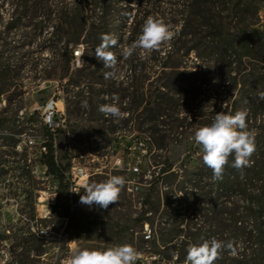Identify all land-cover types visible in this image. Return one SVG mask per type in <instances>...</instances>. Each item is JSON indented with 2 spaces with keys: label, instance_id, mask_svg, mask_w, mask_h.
Returning <instances> with one entry per match:
<instances>
[{
  "label": "trees",
  "instance_id": "16d2710c",
  "mask_svg": "<svg viewBox=\"0 0 264 264\" xmlns=\"http://www.w3.org/2000/svg\"><path fill=\"white\" fill-rule=\"evenodd\" d=\"M131 1L0 0V105L6 100L0 134L21 119V100L15 97L22 96L25 73L35 81L57 78L67 113L86 115L103 125L88 132L89 137L119 146L128 138L126 132L137 133L125 146L126 153L133 142L147 154L167 151L174 141L210 124L220 111L246 110L247 125L257 121L264 111L259 98L264 92V34L257 27L260 0H139L136 15ZM6 6L11 12L5 19ZM148 16L172 25L174 39L150 54L138 49L128 59L120 55L119 47L111 48L117 54V78L105 80L103 72L109 69H103L94 55L101 35H115L120 45H130ZM78 47L82 50L77 56ZM84 100L87 108L82 107ZM113 102L127 118L116 122L98 110ZM52 121L57 124L58 116ZM55 131L46 125L42 161L47 174L67 190L66 168L56 156ZM255 141L250 166L236 169L230 157L220 179H213L201 152L195 165L185 159L178 170L169 159L151 163L153 177L143 180L149 193L141 212L120 226L124 235L139 229L137 238L131 234L132 241L147 258L145 264H188V247L211 238L226 246L215 264H264V146ZM17 144L14 139L11 148ZM124 174L125 170L114 171L111 176ZM64 212L63 218L83 230L101 226L99 217L79 220L69 207ZM53 213L58 214V204ZM21 262L35 264L30 248Z\"/></svg>",
  "mask_w": 264,
  "mask_h": 264
},
{
  "label": "rangeland",
  "instance_id": "374dc122",
  "mask_svg": "<svg viewBox=\"0 0 264 264\" xmlns=\"http://www.w3.org/2000/svg\"><path fill=\"white\" fill-rule=\"evenodd\" d=\"M131 2L133 15H136L140 9L139 0ZM259 4L258 1V7ZM5 10L6 19L11 10L8 6ZM81 50V47L76 48L75 55L78 56ZM31 51L34 52L35 48ZM44 64L45 61L42 66ZM22 81L24 89L23 93H19L22 96L15 97L16 101L21 100L18 111L21 119L0 134V264H24L21 262L22 254L27 248L31 249L35 264H70L75 248L104 249L119 244L135 246L131 234L137 238L139 229L135 227L133 233L124 235L120 226L125 220H135L141 212V202L149 193L146 181L150 182L153 177L151 163L169 159L177 170L185 159L190 166L195 165L201 150L193 142L194 135L174 141L167 151L152 154L139 150V143L133 142L132 151L126 153L125 146L138 136L137 133L126 132L128 138L120 140L119 146L89 137L86 135L88 132L98 131L103 125L100 121L92 122L86 115L67 113L66 95L57 78L35 81L30 73H25ZM152 82H155L154 78ZM51 104L53 109L49 108ZM4 107L6 100L0 105V115ZM49 111H54L59 119L57 124H52L56 129V156L67 174L74 165H80L92 175V183L106 180L114 171L125 170V187L116 204L109 205L107 209L98 206L93 212H86L80 202L83 189L71 195L70 181L67 190L65 187H60L58 191L54 189L56 180L47 174L42 161ZM248 129L264 146V111L260 112L257 121L250 122ZM14 139L18 140L15 150L11 148ZM134 187L140 189L134 193L128 191ZM57 204L58 214H55L53 208ZM66 207L79 220L99 217L101 226L96 230L81 229L76 222L62 217ZM144 231L149 234L148 225H145ZM138 261L145 264L147 258L139 254Z\"/></svg>",
  "mask_w": 264,
  "mask_h": 264
},
{
  "label": "clouds",
  "instance_id": "9594fccd",
  "mask_svg": "<svg viewBox=\"0 0 264 264\" xmlns=\"http://www.w3.org/2000/svg\"><path fill=\"white\" fill-rule=\"evenodd\" d=\"M175 35L172 25L162 18L148 16L133 43L123 46L115 35L102 34L101 43L95 48L94 55L103 62V69H109L103 72L105 80L115 79L118 59L111 48L119 47L120 55L128 59L138 49L142 54L161 50ZM259 98L264 100V92L259 93ZM104 99L107 100L108 97ZM113 100L118 101V97H113ZM82 107H88L87 100L82 101ZM98 110L116 122L127 115L116 102L101 104ZM247 115L246 110H237L234 114L220 111L215 114L210 124L199 127L194 132L193 142L201 150L203 163L211 170L213 179L222 178L230 157H234L232 167L236 169L250 166L256 144L255 133L248 129ZM125 183V178L119 175H112L101 182H92L85 187L80 202L107 209L109 205L119 201ZM225 247L224 242L216 238L205 239L200 244L188 247L186 261L188 264H215V261L221 258ZM227 247L231 248L232 245L229 243ZM138 259L139 253L134 246L119 244L104 249L75 248L71 253L70 264H137Z\"/></svg>",
  "mask_w": 264,
  "mask_h": 264
},
{
  "label": "built area",
  "instance_id": "2783aa9c",
  "mask_svg": "<svg viewBox=\"0 0 264 264\" xmlns=\"http://www.w3.org/2000/svg\"><path fill=\"white\" fill-rule=\"evenodd\" d=\"M258 18H259V23L257 27L264 34V0H260ZM53 117H54V111H49V116L46 119V124L49 125L50 127H53L54 125L52 121ZM66 176L67 179L71 182L70 194L72 195V193L79 192L81 189L85 190V187L88 184H90L92 175L88 174L87 170L81 167L80 165H74ZM54 189L56 191L60 189L59 184L57 182L54 185ZM128 191L134 193L135 191H138V187H134L133 189H128ZM83 207H84V211L93 212L96 209L97 205L93 204L91 206H88L84 204Z\"/></svg>",
  "mask_w": 264,
  "mask_h": 264
},
{
  "label": "water",
  "instance_id": "95a60500",
  "mask_svg": "<svg viewBox=\"0 0 264 264\" xmlns=\"http://www.w3.org/2000/svg\"><path fill=\"white\" fill-rule=\"evenodd\" d=\"M51 107H52V104H51V106H50L49 108H51ZM137 264H141V262H140V261H138V262H137Z\"/></svg>",
  "mask_w": 264,
  "mask_h": 264
}]
</instances>
